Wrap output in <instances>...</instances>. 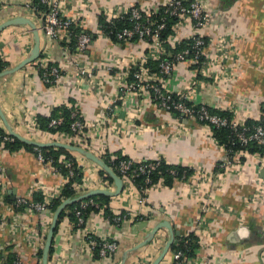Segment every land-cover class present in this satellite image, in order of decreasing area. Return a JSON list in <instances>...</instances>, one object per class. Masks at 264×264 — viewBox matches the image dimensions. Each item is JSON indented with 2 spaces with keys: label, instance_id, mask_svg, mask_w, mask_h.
<instances>
[{
  "label": "crops",
  "instance_id": "0c3cea01",
  "mask_svg": "<svg viewBox=\"0 0 264 264\" xmlns=\"http://www.w3.org/2000/svg\"><path fill=\"white\" fill-rule=\"evenodd\" d=\"M31 1L0 0V25L24 17L38 27L37 18L26 7ZM70 2L69 14L84 21V28L94 34L102 7L136 5L150 9L159 7L166 0ZM203 2L213 14L211 27L204 34L210 44L208 56L214 55L218 40L223 36L237 58L221 66L225 71L218 72L225 77L207 79L206 84L199 81L191 101L216 112L230 113L239 122L257 121L264 112V0ZM188 33L190 28L180 29L179 40ZM40 37L39 60L15 74L0 78V107L15 132L40 143L56 142L55 136L40 131L34 124L39 115L50 116L54 108L72 99L81 118L88 124L91 152L108 150L111 154L120 153L139 162L163 158L167 164L205 173L204 177L191 176L189 180L176 181L171 186L160 179L143 206L138 202V190L124 186L119 196L110 197L114 215L128 216L120 226L114 225L102 213H93L84 229L75 230L65 219L54 237L49 264H120L126 251L143 242L157 224L165 221L181 237H198L197 233L200 234L203 228L207 231L208 237L201 234L199 237L202 245L198 243L196 258L199 264H264V204L254 202L259 187L264 186V168L260 166L259 153L241 156V165L220 167L228 156L208 125L162 111L143 97L119 96V112L116 116H106V101L114 99L117 91L115 81L110 79L112 74L103 67H114L116 73L113 74H119L124 67L145 55V43L116 44L96 37L84 59L96 66L98 80L95 87L78 80L59 44L50 42L42 33ZM34 45V34L29 26H12L1 33L0 56L10 66L6 70L27 59ZM38 61L55 64L66 72L60 78L58 88H49L40 79ZM191 76L186 65H179L168 77L167 89L173 93L185 89ZM136 113L139 116L134 119ZM75 157L84 168V178L88 181L84 193L115 190L114 184L108 187L102 183L99 166L81 156ZM40 171L33 151L22 148L9 152L0 145V175L5 177L11 202L24 198L33 201L40 182L62 191L61 176L41 179ZM197 189L201 197L197 196ZM200 217L204 219L203 228H197ZM52 218L48 213L29 215L0 206V261L17 259L23 264H42L43 255L39 259L38 254L43 252ZM87 235L115 241L119 251L112 257L96 260L85 241ZM169 240L170 232L164 228L159 230L149 245L129 256L126 264H152ZM161 264H172L170 252Z\"/></svg>",
  "mask_w": 264,
  "mask_h": 264
},
{
  "label": "built area",
  "instance_id": "2783aa9c",
  "mask_svg": "<svg viewBox=\"0 0 264 264\" xmlns=\"http://www.w3.org/2000/svg\"><path fill=\"white\" fill-rule=\"evenodd\" d=\"M34 1L28 2L26 4L27 9L37 18L39 26L37 27L39 32L42 33L45 38H47L52 43L59 44L62 49L66 52L68 57V62L74 67V74L78 77V80L82 82H89L94 84L96 87V66L86 60L85 56L88 52L89 47L93 44V33L88 32L85 27V22L81 21L76 15L69 14V6L71 5L70 0H39V4L44 10H40L34 5ZM81 3L87 2V0H77ZM83 11V9H81ZM163 16L158 19H154L153 16L156 13L162 12ZM84 12V11H83ZM129 16L131 27L122 29L116 34V39L119 41L127 42L132 39H138L139 41L147 45V51L145 55L140 59L133 62L132 65L124 67L123 71L119 74L116 73V69L111 66H104L103 68L112 74L110 79H113L116 83L117 95H114V99L110 101L107 100L105 115L116 116L119 112L118 103L120 100L119 96L123 98L133 97L142 98L146 101H151L158 109L166 111L168 113H176L181 119L194 120L199 123L208 125L210 128L215 127L217 129L229 128L234 135L232 140V145L239 144L243 148H247L250 145H256L264 150V112L257 122L258 125L247 126L245 122H239L233 117L231 120L210 113L206 105H197L192 103V97L197 93V87L199 86V81L206 84L207 79L222 78L225 77L221 75L218 71L224 72L225 70L221 66H225L229 60H236V53H234L226 40L225 37L221 36L217 43V50L213 56H208L207 49L209 47V42L207 37L204 35L206 30L211 27L213 14L208 11L203 0H166L162 5L150 9H142L136 5L131 6H116L113 9L100 8L98 15V24L95 29L94 35L99 38H105L110 41L109 36H107L101 29L99 24V19L101 17L113 24L116 21L123 19L125 16ZM176 18L177 24L173 28V33L168 37V42L171 49L168 50L163 45L161 41L162 32L166 28V17ZM90 21V20H89ZM93 21V20H92ZM73 28H80L85 31L80 35L75 48L72 50L70 47ZM190 28V33L185 34L183 41H190L186 49L181 52H177V46L180 44L179 40V30ZM113 42V41H112ZM114 43V42H113ZM1 57V56H0ZM39 60V59H38ZM156 62L159 64L158 70L153 72L148 66L150 63ZM179 65H186L187 69L191 72V82L185 88L177 93L170 92L167 89V79L172 75L174 70ZM38 66H40L45 72L43 83L49 85L50 88H58L59 80L61 77L66 75V72L60 67H50L49 63L44 61H38ZM134 67V68H132ZM116 68V67H115ZM220 68V70H218ZM117 69H120L119 67ZM134 69V71H133ZM220 74V75H219ZM130 79H132L130 81ZM205 81V82H204ZM102 85V84H101ZM100 88V87H99ZM118 96V98H117ZM145 103V102H143ZM67 104V103H64ZM62 104V105H64ZM140 112V109L138 113ZM75 116V114L73 115ZM139 114L133 117L134 119L138 117ZM62 120H53L50 123V127H57L61 125ZM37 126V124H34ZM0 126L5 129L6 135L3 137V143L8 141H14L9 132L4 127L2 121L0 120ZM89 127L85 121L78 118L71 126L72 133L59 134L56 135V142L69 144L83 148L89 152V144L91 142V133L88 131ZM54 136V135H51ZM3 145V144H2ZM37 160L40 164L41 179L46 176H61L64 182V186L70 182V180L75 176V170L73 168V161L71 159L61 158L59 161L68 170V175L64 177L59 169L54 165L53 159L47 158L40 148L34 147ZM223 152L226 154L227 160L222 163L220 167L225 165H241V156L248 154L247 151H234L225 146H220ZM93 153V152H92ZM106 150L99 149L98 153H93L98 157L105 155ZM75 156H81L77 153H73ZM83 157V156H81ZM260 166L264 168V151L259 154ZM76 158V157H75ZM84 158V157H83ZM86 159V158H85ZM102 159V158H101ZM76 160H78L76 158ZM114 162V158L111 159ZM163 158H158L156 160L145 162L135 161L131 158L127 160H119L116 164L117 171L122 176L124 186H132L138 190L139 204L145 205L148 203V195L152 189L157 185L152 184L150 175L155 173L160 165ZM165 161V160H164ZM191 169V168H188ZM196 177H204L205 173L199 170L192 169ZM82 172L84 174V168L82 167ZM174 174V172H172ZM85 176V174H84ZM145 177L146 184H152L151 187L139 190L135 182L138 178ZM100 178V177H99ZM100 180L103 182V178ZM85 178H83V184H74L73 188L76 194L84 193ZM195 185L199 187V182ZM7 183L3 174L0 175V206H6L12 210L21 211L24 214H38L45 215L50 214V218L53 214L50 212L49 206L54 199L61 196V191L55 188H50L45 186L42 182L38 183L37 194H40L44 201L43 203H35L27 198L19 199L15 202L7 201L9 196L7 191ZM198 192V193H197ZM197 196L201 197L202 194L199 189L196 191ZM81 202V208L85 209L89 205H95L94 202H86L84 200ZM257 204H264V186H260L258 189L257 197L254 200ZM203 211V210H202ZM76 216L79 218V224L82 225L84 220L81 218V211H77ZM128 216L117 215L115 220L116 224H122L124 219ZM197 228H203L204 219H198ZM203 231V232H202ZM200 232L202 236L208 237L207 231L203 228ZM198 234V243L201 245L200 234ZM91 252L98 245V243L92 239V235H87L85 238ZM100 255L101 259L112 257L119 251L118 243L112 240H102L101 242ZM202 246V245H201ZM172 256V264H199L198 258L189 259L185 256L183 251H178ZM0 264H7V261H0ZM11 264H23L20 260L15 259ZM223 264H225L223 262Z\"/></svg>",
  "mask_w": 264,
  "mask_h": 264
},
{
  "label": "trees",
  "instance_id": "16d2710c",
  "mask_svg": "<svg viewBox=\"0 0 264 264\" xmlns=\"http://www.w3.org/2000/svg\"><path fill=\"white\" fill-rule=\"evenodd\" d=\"M34 5L37 6L38 9L40 10H44L43 7L40 6L39 4V0H35L34 1ZM163 10L162 12L160 11L159 13L154 14L153 18L154 19H158L159 17L163 16ZM166 28L165 30L162 32L161 35V41L163 42V45L166 47V49L170 50L171 46L168 42V37H170V35H172L173 33V28L174 26L177 24V19L176 18H172V17H166ZM99 24L101 26L102 31L110 37V39L116 43V44H123V41H119L116 39V34L119 33L122 29L124 28H129L131 27V22L129 19V16H125L123 19L116 21L113 24L108 23L105 18L101 17L99 19ZM85 31L80 29V28H73V36H72V41L70 44V47L72 48V50L75 48L76 43L80 37V35ZM96 35L93 34V39H96ZM132 42L135 41H139L137 38L136 39H132L130 40ZM190 41H181L180 44L177 46V52H181L184 49H186L189 45ZM58 67L55 64L49 63V69L50 67ZM151 70L153 72H156L158 70V66L159 64L156 62L150 63L148 65ZM10 66L7 62H5L4 60H2V58L0 57V73L5 71L6 69H8ZM134 71V69H133ZM45 72H48L46 70H43L40 66H38V74L41 80H44V74ZM132 79H130L131 81ZM47 87L50 88L49 85H46ZM210 113L215 114V115H220L223 117H226L228 119H232L233 115L227 112H216L214 110H211L210 108H208ZM75 114V116H73ZM174 116L179 117L176 113H173ZM78 118L82 121L83 118H81L79 111L77 110V107L74 105V101L72 99H70L68 101L67 104L58 106L56 108L53 109V111L51 112L50 116H43V115H39L37 117L36 120V124H37V128L44 132V133H48L50 135H59V134H67L70 135L72 133L71 131V126L72 124L76 121V119L78 120ZM53 120H62L61 125L57 126V127H50V123ZM259 122L254 121V120H248L245 122V125L247 126H255L258 125ZM213 133H214V137L215 139L219 142V145L221 146H225L229 149H233L235 152L236 151H241V150H245L247 151L249 154H254V153H259L262 154L263 153V149L256 146V145H250L247 148H243L241 147L238 143L235 145H232V140L234 139V135L232 134V131L229 128H221V129H217L215 127L211 128ZM6 135L5 129L0 126V145L3 144V147L5 150L9 151V152H15L18 151L22 148H26L29 149L31 151H33L35 154V148L32 146H28L18 140H14V141H8L3 143V137ZM57 140V139H55ZM41 152L50 159H53L54 161V165L59 169L60 173L66 177L68 175V170L64 167V165L59 161L61 158H66V159H71L73 161V168L75 170V176L70 180V182L68 184H66L62 191H61V196L57 199H54L53 202L51 203V205L49 206L50 212L53 214L57 208L67 199L70 198H74L77 194L73 188L74 184H83V178H84V174L82 172V167L79 166V164L77 163V160L74 156V154L68 150H63V149H55V148H46V149H41ZM102 160L110 167L112 168V170L119 176L122 177L119 172L117 171L116 168V164L119 160H127L129 159L128 157H125L123 155H121L120 153L118 154H111L108 150L106 151L105 155H103ZM112 158H114V162L111 160ZM147 163H150L147 162ZM174 172V174L172 173ZM100 175L103 178V182L105 183L106 186L110 187L114 184L113 179L108 176L103 170L100 169L99 171ZM194 172L191 169L188 168H182V167H177V166H173L170 164H167L166 161L162 160L161 161V165L159 167V169L150 175L151 180H152V184L156 185L158 184L160 179H163L165 182V185L167 186H171L173 185L174 182L176 181H187L191 178V176H193ZM151 184V185H152ZM136 187L139 190H144L147 189L149 187H151L150 184H146L145 182V177H140L136 180L135 182ZM10 202H11V196L7 198ZM33 202L35 203H43L44 198L40 195V194H35L33 197ZM86 202H94L95 205H89L87 208L82 209L81 208V202H77L76 204L70 205L67 209H65L60 217V220L58 222V226L55 232V235L58 232L59 226L60 224L65 220L68 219L71 224L74 226V229H84L86 227V223L88 221V219L90 218V216L93 213L99 214L102 213L103 216L107 219H109L114 225H118L120 226L121 224H116L115 220L117 218V216L114 215V213L112 212V209L110 207V202L112 201V199L110 197L107 196H98V197H93L90 199H86L84 200ZM19 211H23V208L20 209ZM77 211H81V218L84 220V223L82 225L79 224V218L76 216ZM120 216H124L123 214H121ZM92 239H94L98 245L93 249V256L94 259L96 260H100L101 259V255H100V249H101V239H98L94 236H92ZM54 243V242H53ZM199 250V245H198V239L197 237H195V235H190L189 237H181L178 236L175 239L174 244L172 245L171 249H170V253L173 254L175 252L178 251H183L185 256L189 259H195L197 256V252ZM43 255V252L40 251V253L38 254V258L41 259ZM53 255V246L51 248V252H50V257ZM14 260L7 261V264H11Z\"/></svg>",
  "mask_w": 264,
  "mask_h": 264
},
{
  "label": "water",
  "instance_id": "95a60500",
  "mask_svg": "<svg viewBox=\"0 0 264 264\" xmlns=\"http://www.w3.org/2000/svg\"><path fill=\"white\" fill-rule=\"evenodd\" d=\"M12 26H29L31 28L33 34H34L35 45H34V48L31 52L30 56L27 59H25L17 67L1 72L0 78H3L5 76H9V75L17 73L18 71L22 70L26 66L33 64L34 62H36L41 57V45H40V43H41L40 38L41 37H40V32H39L37 26L31 20H29L27 18L18 17V18L12 19V20L0 25V34L3 33L7 28H10ZM0 120L2 121L4 127L9 132V134L13 138H15L16 140H18L24 144H27L29 146L37 147L40 149L55 148V149L68 150L72 153H77V154L83 156L84 158H86L87 160L93 162L97 166H99L114 181L115 190H93L90 192L77 194L74 198H70V199L65 200L57 208V210L55 211V213L53 215L51 226H50L48 235L46 237V242H45V246L43 249L42 264H49V260H50L49 257H50L51 248H52L53 242H54L55 232H56L58 222L60 220V217H61L63 211L65 209H67L70 205L76 204L77 202H80V201L86 200V199H90L93 197H98V196H107V197H111V198L117 197L123 192L124 182H123L122 178L119 177L112 170V168H110L100 157L93 154L92 152H89V151H87L83 148L77 147V146L64 144V143H60V142L40 143V142L28 140V139L24 138L23 136L19 135L17 132H15L13 130V128L9 124V122H8L4 112L2 111L1 107H0ZM262 177L264 178V171L262 172ZM163 228L167 229L170 232V240L166 243L161 254L152 263V264H161L163 262V260L165 259V257L170 252V249H171L172 245L174 244L176 237L179 236V234L174 231L173 226L167 221L157 224L152 229V231L146 235L143 242H141L140 244H138L134 248L126 251L122 256V260H121L120 264H126L128 258L131 254H133V253L137 252L138 250H140L141 248H144L147 245H149L154 240L158 231L163 229Z\"/></svg>",
  "mask_w": 264,
  "mask_h": 264
}]
</instances>
